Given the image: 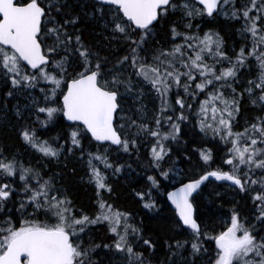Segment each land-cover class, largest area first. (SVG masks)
<instances>
[{"label":"snow or ice","instance_id":"6c2138e0","mask_svg":"<svg viewBox=\"0 0 264 264\" xmlns=\"http://www.w3.org/2000/svg\"><path fill=\"white\" fill-rule=\"evenodd\" d=\"M85 18L99 28L95 42ZM218 18L232 22L238 48L202 29ZM0 83L27 101L14 106L15 134L35 161L0 145V264H98L101 247L123 264H153L157 240L110 202L108 172L123 167L110 157L147 149L151 174L131 196L151 212L161 178H171L169 142L184 135L185 159L198 156L200 171L166 192L167 264L181 250L184 264H264V0H0ZM245 102L258 114L241 128ZM61 156L85 167L87 208L52 171ZM212 181L244 200L219 214V230L194 206L193 193ZM97 226L111 243L85 241Z\"/></svg>","mask_w":264,"mask_h":264},{"label":"trees","instance_id":"16d2710c","mask_svg":"<svg viewBox=\"0 0 264 264\" xmlns=\"http://www.w3.org/2000/svg\"><path fill=\"white\" fill-rule=\"evenodd\" d=\"M194 24L200 23L199 20L193 22ZM82 27L85 29L84 36L86 40L95 42L97 37L93 34L99 31V28L95 26L94 22L84 19ZM203 30H207L209 27L219 31L223 36L226 48L230 51L234 44L237 48L239 46V37L237 36L235 29L232 27V22L225 21L223 18H218L215 21L209 23H202ZM244 70H242L243 73ZM7 88L0 83V145L7 147L12 152L18 153L25 161L32 160L33 153L31 149H28L26 145L20 142L15 134V126L18 124V118L15 114V107L19 106L23 109V105L27 102L22 95H17L15 98L6 97ZM147 102V101H146ZM132 103L131 100L128 101ZM149 108L151 104L149 103ZM25 114H27L25 110ZM258 114L257 111L250 110V106L245 102L242 105V111L238 118L241 128L243 127L245 118H251L253 115ZM51 127V126H50ZM190 127V126H189ZM240 130V129H237ZM187 131V129H186ZM58 134L57 129L53 128L47 133L48 136L55 137ZM62 143V141H61ZM172 147L170 154L171 159H167L162 162V166L165 170L170 172V179L164 180L161 178V183L164 185L159 192L154 193L157 200V209L148 211L137 205L131 192L135 188L141 187L143 176L142 173L148 171V162L145 153L146 148H141L139 153L136 154H124L113 153L110 157L115 163L122 165V170L119 174L113 175L108 172L109 183L112 184L114 192L112 194V201L120 210L128 211L134 218V222L139 224L143 222V229L145 236H151L157 240V246L155 248L156 255L152 258L153 264H161L165 262L167 264V257L171 254L168 253L167 248L163 243V233L161 231L162 225L167 223L174 214L173 209L169 206L165 199V192L181 183V181L188 180L199 173L200 168L198 166V156H193L192 160L185 159L186 150L192 147L191 136H181L179 142H169ZM211 147V144L205 145ZM79 152L77 151V157ZM35 163L34 160H32ZM128 165H131L129 168ZM216 167V165H212ZM53 172H61L65 177L62 182L66 186L70 193L71 198L75 201L77 206H83L87 208L89 205V197L92 195V188L81 180L86 169L76 159L68 156L60 157V162H53L50 165ZM73 169L75 171H73ZM215 192H219L220 196H216ZM194 206L197 209V215L202 219L207 218L209 227L215 226L219 230L221 221L217 219L220 213H226L238 201L241 205L244 204L242 194L237 195L227 186V183H218L215 181L206 182L201 186V189L193 195ZM243 210V209H242ZM215 213V215H213ZM92 239L97 244L111 243L104 228L101 226L94 227L89 234L85 236V241ZM147 255V252L145 253ZM188 252L181 250L180 254L173 257L176 264H184V258L188 256ZM93 259L98 261V264H123V259L119 253L109 251L103 247L96 250L92 254ZM197 264H202L201 261H197Z\"/></svg>","mask_w":264,"mask_h":264},{"label":"water","instance_id":"95a60500","mask_svg":"<svg viewBox=\"0 0 264 264\" xmlns=\"http://www.w3.org/2000/svg\"><path fill=\"white\" fill-rule=\"evenodd\" d=\"M183 182H188V180H185V181H183ZM178 187H180V183L179 184H177V185H175L174 187H172V188H170V189H168L167 191H173V190H175V188H178ZM166 191V192H167ZM166 192H165V199H166V201H167V196H166ZM195 193H193V195H194ZM168 202V201H167ZM168 204L170 205V207H172L173 208V206L171 205V203L170 202H168ZM174 209V208H173Z\"/></svg>","mask_w":264,"mask_h":264}]
</instances>
